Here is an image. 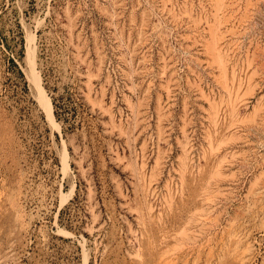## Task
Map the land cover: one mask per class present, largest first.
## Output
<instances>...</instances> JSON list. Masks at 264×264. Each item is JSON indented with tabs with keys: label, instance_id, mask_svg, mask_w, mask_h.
Listing matches in <instances>:
<instances>
[{
	"label": "rangeland",
	"instance_id": "374dc122",
	"mask_svg": "<svg viewBox=\"0 0 264 264\" xmlns=\"http://www.w3.org/2000/svg\"><path fill=\"white\" fill-rule=\"evenodd\" d=\"M0 264H264V0H0Z\"/></svg>",
	"mask_w": 264,
	"mask_h": 264
},
{
	"label": "bare ground",
	"instance_id": "6f19581e",
	"mask_svg": "<svg viewBox=\"0 0 264 264\" xmlns=\"http://www.w3.org/2000/svg\"><path fill=\"white\" fill-rule=\"evenodd\" d=\"M31 41H33V39H31ZM30 79L35 84V86L39 92L40 103H41V106L43 108H45L47 118L49 119L50 122L54 123L55 122V115H54V108H53L52 100H51V98L45 96V94H44L45 92H44V88H43L42 83H41L40 76L35 72V67H34L33 63L31 64V77H30ZM64 167H67L66 159H64Z\"/></svg>",
	"mask_w": 264,
	"mask_h": 264
},
{
	"label": "trees",
	"instance_id": "16d2710c",
	"mask_svg": "<svg viewBox=\"0 0 264 264\" xmlns=\"http://www.w3.org/2000/svg\"><path fill=\"white\" fill-rule=\"evenodd\" d=\"M53 104L55 105V101L53 102Z\"/></svg>",
	"mask_w": 264,
	"mask_h": 264
}]
</instances>
